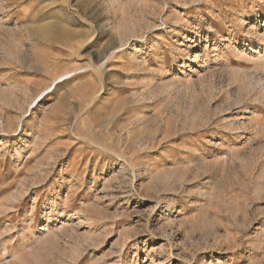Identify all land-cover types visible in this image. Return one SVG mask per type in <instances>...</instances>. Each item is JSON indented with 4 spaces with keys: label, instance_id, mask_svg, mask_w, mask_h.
Returning <instances> with one entry per match:
<instances>
[{
    "label": "rangeland",
    "instance_id": "rangeland-1",
    "mask_svg": "<svg viewBox=\"0 0 264 264\" xmlns=\"http://www.w3.org/2000/svg\"><path fill=\"white\" fill-rule=\"evenodd\" d=\"M0 264H264V0H0Z\"/></svg>",
    "mask_w": 264,
    "mask_h": 264
},
{
    "label": "bare ground",
    "instance_id": "bare-ground-1",
    "mask_svg": "<svg viewBox=\"0 0 264 264\" xmlns=\"http://www.w3.org/2000/svg\"><path fill=\"white\" fill-rule=\"evenodd\" d=\"M65 76H66V79H67V78L71 77V74L68 73V74H66V75H62V76H60V78H64Z\"/></svg>",
    "mask_w": 264,
    "mask_h": 264
}]
</instances>
